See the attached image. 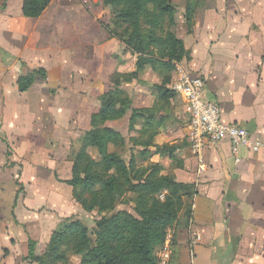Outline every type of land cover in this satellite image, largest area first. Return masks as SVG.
<instances>
[{
	"label": "crops",
	"instance_id": "obj_1",
	"mask_svg": "<svg viewBox=\"0 0 264 264\" xmlns=\"http://www.w3.org/2000/svg\"><path fill=\"white\" fill-rule=\"evenodd\" d=\"M23 1L0 0V264H37L31 254L43 255L64 219L86 212L66 181L102 95L114 84L132 93V109L107 123L125 137L141 138L142 120L129 133L133 111L160 106L161 76L138 67L139 57L111 36L113 14L98 0L82 4L90 17L73 21L62 15L80 0H53L37 19L23 15ZM212 1L198 7L191 33L181 22L191 58L179 65L203 79L205 99L220 105L226 123L264 147V0ZM41 69L45 76L20 92L18 79ZM156 120L149 162L197 192L188 226L171 232V264H264V153L235 152L226 140L208 146L202 161L194 157L180 95Z\"/></svg>",
	"mask_w": 264,
	"mask_h": 264
},
{
	"label": "trees",
	"instance_id": "obj_2",
	"mask_svg": "<svg viewBox=\"0 0 264 264\" xmlns=\"http://www.w3.org/2000/svg\"><path fill=\"white\" fill-rule=\"evenodd\" d=\"M52 1L24 0L23 15L37 19ZM201 1L205 2L187 0L189 33ZM103 6L113 14L111 36L139 57L138 67L150 65L163 76L160 106L141 113L133 111L129 133L135 132L142 120L141 138L125 137L107 123L123 118L132 109V93L114 84L100 97L99 112L91 117L92 129L75 146L72 178L66 181L75 202L100 219L95 221L93 234L81 221L65 220L53 233L46 252L29 257L37 264H75L74 258L80 260L78 264H158V252L168 232L182 221L188 226L192 218L195 186L178 182L173 174L159 175L158 165L149 162L159 125L156 119L177 96L168 89L176 64L191 58L172 23L177 8L171 0H103ZM41 75L45 76L42 69L21 76L19 91H28ZM128 195L137 202L135 214L118 209L130 203ZM29 245L33 252L34 242Z\"/></svg>",
	"mask_w": 264,
	"mask_h": 264
},
{
	"label": "built area",
	"instance_id": "obj_3",
	"mask_svg": "<svg viewBox=\"0 0 264 264\" xmlns=\"http://www.w3.org/2000/svg\"><path fill=\"white\" fill-rule=\"evenodd\" d=\"M80 1L91 9V0ZM179 64H176V78L168 89L180 95L186 103L189 113L187 140L192 155L202 161L203 151L208 146L217 147L226 140L232 143L235 152L240 147H247L250 151L264 153V147L251 141L245 128L224 121L218 103L205 99L203 79L192 76ZM160 198L163 199V195ZM172 254V233L168 232L165 244L158 252V264H171Z\"/></svg>",
	"mask_w": 264,
	"mask_h": 264
},
{
	"label": "rangeland",
	"instance_id": "obj_4",
	"mask_svg": "<svg viewBox=\"0 0 264 264\" xmlns=\"http://www.w3.org/2000/svg\"><path fill=\"white\" fill-rule=\"evenodd\" d=\"M171 1L174 3V5L177 8L176 13H175V15H174V17L172 19V23L174 24L175 31H176V33L178 35L179 33H183L184 32V31L181 32V22L182 21H186L185 15H186V7L188 6V2H187V0H171ZM59 2H61L62 4H66L67 0H59ZM212 2L214 3V0ZM78 4L79 5L72 6V7H74L72 14H68L67 17H66V15H62V18L65 21H73L77 17H80V16L82 17V15H84L86 17L87 16L90 17V15L86 12V8L82 5V3L78 2ZM201 4H204V3L202 1L199 2L198 7ZM96 6L102 7L103 6V0H98V4ZM184 8H185V11H184ZM196 14H197V12H196ZM196 14H195V16H196ZM183 16H184V18H181ZM175 71H176V69H175ZM157 75H159V74H157ZM161 78L163 79V76H161ZM118 126H119V128L121 130H123L124 122L119 123ZM75 146H77V145H75ZM74 149L75 148L73 147V150ZM77 150H78V147L74 151L77 152ZM91 153H92L93 157H96L95 151H91ZM71 154L72 153H70V155ZM5 185L9 189V191L12 189V187L14 186V182H13V179L11 178V176L6 177V184ZM10 193H11V191H10ZM127 199L130 200V203L129 204H125V205H120L118 207V209L119 210H127L131 214H135L136 207H137V202L134 201L133 199H131V196H129V195H128ZM98 219H100V216L97 213H86V212L80 211L78 214L73 215L71 218H68V219L65 218L64 221L65 220L81 221L83 224H85L89 228L90 233L93 234L94 227H95V221L98 220ZM62 226H63V224L60 225V227H62ZM79 261L80 260L78 258H74L72 260V262L75 263V264H78Z\"/></svg>",
	"mask_w": 264,
	"mask_h": 264
}]
</instances>
